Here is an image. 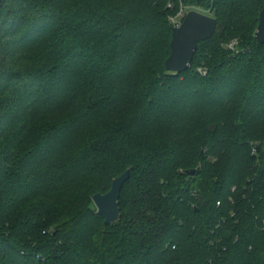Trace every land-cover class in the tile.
Wrapping results in <instances>:
<instances>
[{
	"label": "trees",
	"instance_id": "1",
	"mask_svg": "<svg viewBox=\"0 0 264 264\" xmlns=\"http://www.w3.org/2000/svg\"><path fill=\"white\" fill-rule=\"evenodd\" d=\"M182 8L217 28L173 73ZM263 8L0 0V264H264Z\"/></svg>",
	"mask_w": 264,
	"mask_h": 264
},
{
	"label": "water",
	"instance_id": "2",
	"mask_svg": "<svg viewBox=\"0 0 264 264\" xmlns=\"http://www.w3.org/2000/svg\"><path fill=\"white\" fill-rule=\"evenodd\" d=\"M217 28V20L202 12L191 10L183 22L173 26L171 31L170 55L165 61L168 72L182 73L190 66L200 42L212 38ZM255 37L260 44H264V8L259 14V23ZM131 168L112 181L111 189L105 193L93 195L92 200L97 213L104 218L106 225L117 224L121 219L120 196L125 183L130 178ZM188 176L194 170L187 171Z\"/></svg>",
	"mask_w": 264,
	"mask_h": 264
},
{
	"label": "built area",
	"instance_id": "3",
	"mask_svg": "<svg viewBox=\"0 0 264 264\" xmlns=\"http://www.w3.org/2000/svg\"><path fill=\"white\" fill-rule=\"evenodd\" d=\"M169 6H171V5H169ZM187 13H188V12L186 11V9L182 8V9L179 11V13H178L177 16H175V17H171V18H170V21H171L172 25H173V26H178V25H180V24L183 22L184 18L186 17ZM236 45H237L236 42H231V43L228 45V48H229L230 50H232L233 52H235V51H236ZM199 72H200L203 76H206V75H207V71L204 70V69H200Z\"/></svg>",
	"mask_w": 264,
	"mask_h": 264
},
{
	"label": "rangeland",
	"instance_id": "4",
	"mask_svg": "<svg viewBox=\"0 0 264 264\" xmlns=\"http://www.w3.org/2000/svg\"><path fill=\"white\" fill-rule=\"evenodd\" d=\"M191 10H196V9H193V8H192V9L186 8V11H187V12H189V11H191ZM196 11H199V10H196ZM202 13H203V12H202ZM204 14L209 15L208 13H204ZM209 16H210V15H209ZM200 69H201V68H199V70H200ZM198 72H199V71H198Z\"/></svg>",
	"mask_w": 264,
	"mask_h": 264
}]
</instances>
